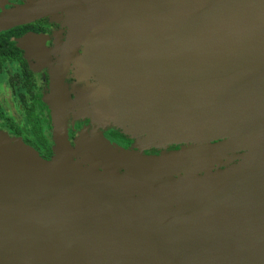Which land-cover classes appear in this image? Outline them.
I'll return each instance as SVG.
<instances>
[{
  "label": "water",
  "instance_id": "obj_1",
  "mask_svg": "<svg viewBox=\"0 0 264 264\" xmlns=\"http://www.w3.org/2000/svg\"><path fill=\"white\" fill-rule=\"evenodd\" d=\"M107 9L120 15L130 70L157 129L144 130L143 121L151 119L141 110L116 113L112 121L126 117L150 137H226L250 152L225 170L170 179L76 162L62 80L87 8L81 0H26L0 15V33L59 13L75 14L78 31L49 72L51 157H37L0 135V264H264V0H106L97 67L110 94L100 108L111 114L118 101L111 98L127 95L128 83L102 38ZM42 40L30 33L16 42L37 59L44 54ZM28 43L36 50L26 49ZM103 146L109 149L103 160L140 156ZM150 198L170 211L145 215L146 205L136 201ZM114 204L127 207L125 218L114 215ZM81 207L93 219L104 209L108 226L56 229L87 218Z\"/></svg>",
  "mask_w": 264,
  "mask_h": 264
},
{
  "label": "rangeland",
  "instance_id": "obj_2",
  "mask_svg": "<svg viewBox=\"0 0 264 264\" xmlns=\"http://www.w3.org/2000/svg\"><path fill=\"white\" fill-rule=\"evenodd\" d=\"M12 0H0V15L6 13L7 6ZM87 8V22L84 27V31L81 34V39L78 41L76 49L74 50L73 57L68 64L69 74L72 78V83L69 90H63L62 102L64 104L65 117L68 119L69 124V137L67 136L68 143L73 152L74 160L81 165L92 166L101 169L102 171L111 172L115 174H123L138 178L155 177V178H180L183 176H203L208 173H214L225 170L232 166H236L244 161L250 149L239 141H234L226 137H212L204 141L187 140L182 141L178 139H172L169 137H156L148 136L147 133L142 132L138 127L134 126V123L127 122L126 117H116L114 122L112 121L115 115L126 114L131 115L133 111H142V117L150 118L151 122L143 121L142 127L146 132L152 130L151 133L156 132L157 124L153 110L149 107L145 101L143 95L138 90V84L134 81L130 64L127 58L126 42L123 33V23L120 19V15L107 9V14L103 24V41L110 45L113 54V61L117 63L119 71L124 74L127 81L128 94L119 99V95L113 96L111 99L118 100L115 106V111L111 114L105 115V120L111 122L110 124L98 123L97 117L90 112L93 103L89 102L90 96L84 94L85 87L89 89H97L101 83H103L99 71L102 72L99 59L97 55H100L99 47L97 46V39L99 36V26L102 22L101 9L105 6L106 0H81ZM26 2V1H25ZM46 19V29L48 34L43 35L44 40L42 44L44 46V54L41 55L40 60L29 62L31 69L35 74V77L39 79V72L46 68L49 72L54 65L56 59L66 47V45L72 41L78 31V18L75 14L59 13L53 16H49ZM98 66V67H97ZM2 70V71H1ZM15 66L4 65L0 69V108L3 110L0 117V135L5 136L7 139L13 140L26 148H28L37 157H40V152L34 148L26 145L22 139L33 141L25 121L22 117V110L18 103L19 93H23V90L18 85H14L11 89L6 86L4 76L13 75L17 72ZM105 94H109L106 92ZM46 95L43 96L45 99ZM110 99V98H109ZM115 113V114H114ZM117 113V114H116ZM7 118L11 124L20 131V136L16 137L13 132L6 126L3 119ZM88 118L96 123L97 127H100L103 131L112 127L121 131L122 134L131 137L136 147V152L140 155L126 158L122 161H116L114 159H102L101 155L106 153L107 150L102 148L103 138L99 142L95 136V132L92 129L81 127L75 128V124L78 119ZM104 121V120H103ZM42 131L49 143H52V129H46L42 124ZM110 148H114V143L106 141ZM176 146L175 149L169 147ZM118 148V146H117ZM154 148L159 151L157 156L147 155L152 159H143V150ZM121 149V148H120ZM178 197V196H177ZM81 197H75L77 200ZM83 198V197H82ZM115 199L114 201H118ZM143 203L142 210L145 215H164L170 209H164L163 204L159 203L156 199H143L136 201ZM104 209L99 210L101 218L93 219L84 207L79 209L80 214H85L88 217L85 219L72 218L69 222L62 224L56 229H71L76 226H97L106 227L108 222L102 218V212ZM114 215L120 217H126L127 207L120 210V208L114 204ZM91 215V216H90Z\"/></svg>",
  "mask_w": 264,
  "mask_h": 264
},
{
  "label": "flooded vegetation",
  "instance_id": "obj_3",
  "mask_svg": "<svg viewBox=\"0 0 264 264\" xmlns=\"http://www.w3.org/2000/svg\"><path fill=\"white\" fill-rule=\"evenodd\" d=\"M26 0H12L9 2V5L7 6L8 9H13L16 6H21L25 3ZM29 24H33L32 27L24 32H22L19 36L16 37H10L9 41H12L14 43V46L18 49V51H20L21 54V58L24 60V64L26 66V69L28 71H30L33 74V82H32V86H30L29 88L27 87L26 83H24V76L22 74V66L21 64L17 61V60H10V59H4L3 61L0 62V69L2 68V66L4 65H8V66H15L17 68V72L13 75H7L4 76V81L6 83V86L8 88H12L14 87V85H18L19 88L21 90H23V93H19L18 97V103L21 107L22 110V117L23 120L26 123V126L28 128V131L33 139V141L27 140V139H22V141L34 148L35 150H38L40 152V156L43 159L44 157V150L45 147L49 148L51 151V146L52 143H49L47 141V139L45 138L43 131H42V124L45 125L46 129L50 130L51 129V122H50V112H48L47 108H43L42 104H46L45 99H43V96L47 95L48 93V80H49V75H48V71L46 68H43L38 74H39V79H37L35 77V74L32 69L31 66L29 64V62H31L32 60L35 61L34 58H30L27 56L26 52L24 51V49H21L18 45H17V40L32 33L35 35H40L43 38V35H47V29H46V19L45 18H40L37 20H34L30 23H26V25ZM25 24H22V26ZM21 25H18L16 27H19ZM15 28V27H14ZM13 29V28H12ZM10 30V29H9ZM8 31V30H7ZM5 32V31H4ZM3 33V32H1ZM44 40V38H43ZM26 47V49L29 47L30 49L32 48V50H36L35 46L28 44L24 45ZM43 46V44H42ZM44 48V46H43ZM40 56H38L37 59L40 60ZM73 57V56H72ZM32 59V60H31ZM56 62V61H55ZM2 71V70H1ZM72 83V78L69 74V68L66 67V70L64 72V76H63V80H62V84H63V90L67 89L69 90V87ZM106 84H101L97 89H89L88 87H85L86 90H84V94L86 93L87 96H90V99L88 100V103L92 102L93 103V108L90 109V112L95 115V117H97V122L98 123H104V124H110L111 122H107L105 119V115L107 114V112H105L104 110H102V107L100 108V106H103V103H105L106 101H108L110 94H105L106 93ZM44 104V105H45ZM1 106H4V104L0 103ZM46 107V106H45ZM97 109V110H96ZM2 109L0 108V112L2 113ZM48 112V114H47ZM0 113V117L2 116ZM29 114L33 115L35 117L36 120L39 121V127H40V133L42 138L44 139L45 144H41L39 141L36 140V138L34 137L30 126L27 124V119ZM109 115V114H108ZM104 120V121H103ZM3 121H5L6 126L13 132V134L18 137L20 136V131L15 128V126L13 124H11L10 120L5 118L3 119ZM68 119H66V130H67V136L69 137V124H68ZM81 127H86L89 129L94 130V132L96 133L95 136L96 138L101 137L103 138V141H108L110 143H114L116 145H113L114 148H121L123 150L126 151H131V152H136V147L134 146L135 141L131 138L128 137L125 134H122L121 131L114 129L112 127H109L108 125V129L103 131L100 127L96 126V123H94V121H91L88 118H82V119H78L76 124H75V128L79 129ZM98 135V136H97ZM99 142L101 143V140L98 138ZM104 146H102L103 148ZM107 147V146H106ZM176 146H171L169 147L170 149H175ZM109 148V147H107ZM137 153V152H136ZM159 153L158 150L154 149V148H150L147 150H143L142 154L144 155H151V156H157ZM123 175V174H122Z\"/></svg>",
  "mask_w": 264,
  "mask_h": 264
},
{
  "label": "trees",
  "instance_id": "obj_4",
  "mask_svg": "<svg viewBox=\"0 0 264 264\" xmlns=\"http://www.w3.org/2000/svg\"><path fill=\"white\" fill-rule=\"evenodd\" d=\"M32 25L33 24H29V25L25 24L23 26L21 25L19 27H15L13 29L0 33V62L3 61L4 59L17 60L22 66L24 83H26L28 88L32 86L31 84L33 82V74L26 69V66L24 64L25 62L21 58L20 51H18V49L14 46V43L12 41H9V38L19 36L22 32L30 29ZM44 104H42V107L45 109L47 108L49 112L47 104L45 105ZM27 124L30 126L31 131L34 137L36 138V140L39 141L41 144H45L44 139L42 138L40 133L39 121L36 120L32 114L31 115L29 114L27 119ZM50 157H51V151L49 148L45 147L43 159L48 160Z\"/></svg>",
  "mask_w": 264,
  "mask_h": 264
},
{
  "label": "bare ground",
  "instance_id": "obj_5",
  "mask_svg": "<svg viewBox=\"0 0 264 264\" xmlns=\"http://www.w3.org/2000/svg\"><path fill=\"white\" fill-rule=\"evenodd\" d=\"M230 133H232V134H241L240 132V130H234V129H231V128H229V130H228Z\"/></svg>",
  "mask_w": 264,
  "mask_h": 264
}]
</instances>
